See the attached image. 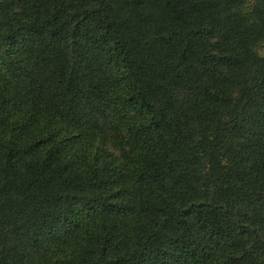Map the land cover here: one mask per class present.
Returning <instances> with one entry per match:
<instances>
[{"label":"trees","instance_id":"trees-1","mask_svg":"<svg viewBox=\"0 0 264 264\" xmlns=\"http://www.w3.org/2000/svg\"><path fill=\"white\" fill-rule=\"evenodd\" d=\"M263 52L264 0H0V264H264Z\"/></svg>","mask_w":264,"mask_h":264},{"label":"rangeland","instance_id":"rangeland-1","mask_svg":"<svg viewBox=\"0 0 264 264\" xmlns=\"http://www.w3.org/2000/svg\"><path fill=\"white\" fill-rule=\"evenodd\" d=\"M262 54H264V52ZM109 130H110V128H106V131H109ZM106 134L109 135V133L106 132L105 135H104L105 137H108ZM110 136H112V135L110 134ZM104 143L108 146L110 152L116 154V156H118V157H124V155L121 154L122 149H120V148L117 147L118 144H116L115 141L112 140V138H110L109 140H105ZM119 160H122V159H119ZM124 165L126 166V161L123 162V166Z\"/></svg>","mask_w":264,"mask_h":264}]
</instances>
